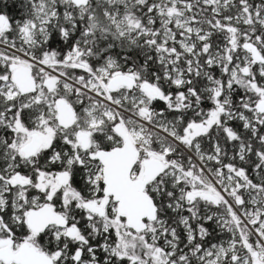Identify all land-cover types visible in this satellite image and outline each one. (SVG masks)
Segmentation results:
<instances>
[{"label":"snow or ice","instance_id":"snow-or-ice-1","mask_svg":"<svg viewBox=\"0 0 264 264\" xmlns=\"http://www.w3.org/2000/svg\"><path fill=\"white\" fill-rule=\"evenodd\" d=\"M0 264H264V0H0Z\"/></svg>","mask_w":264,"mask_h":264},{"label":"trees","instance_id":"trees-1","mask_svg":"<svg viewBox=\"0 0 264 264\" xmlns=\"http://www.w3.org/2000/svg\"><path fill=\"white\" fill-rule=\"evenodd\" d=\"M13 14H15V13H13Z\"/></svg>","mask_w":264,"mask_h":264}]
</instances>
